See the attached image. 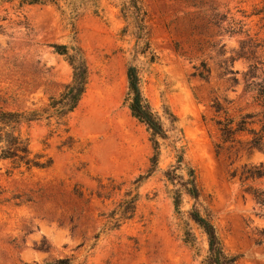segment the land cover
Masks as SVG:
<instances>
[{
  "label": "rangeland",
  "instance_id": "rangeland-1",
  "mask_svg": "<svg viewBox=\"0 0 264 264\" xmlns=\"http://www.w3.org/2000/svg\"><path fill=\"white\" fill-rule=\"evenodd\" d=\"M138 1L148 49L122 0H0L1 109H45L71 83L68 57L79 50L88 69L66 127L45 116L21 127L32 154L47 155L52 167L13 170L0 160V264H204L207 241L189 220L192 210L210 219L235 264H264V212L245 193L264 189V179L245 181L249 169L264 171V148L250 150L245 133L223 143L218 129L224 119L255 130L264 122V109L244 90L248 64L235 59L240 41L250 39L264 61V0ZM232 27L242 34L230 37ZM130 66L164 133L154 169L151 134L129 110ZM187 169L199 198L182 193L178 215L171 196ZM171 171L174 185L165 177ZM130 190L138 195L135 214L115 226L109 216Z\"/></svg>",
  "mask_w": 264,
  "mask_h": 264
},
{
  "label": "trees",
  "instance_id": "trees-1",
  "mask_svg": "<svg viewBox=\"0 0 264 264\" xmlns=\"http://www.w3.org/2000/svg\"><path fill=\"white\" fill-rule=\"evenodd\" d=\"M20 6L28 5H44L52 3L58 5L59 0H17ZM89 2V0H87ZM96 3L98 0H94ZM97 7V6H96ZM121 12L124 17L128 12L133 17L138 41L143 42L144 47L148 49L147 33H144V19L145 12L143 11L138 0H122ZM96 13V11H94ZM226 33L230 37L242 34V27L237 30L236 27L230 28ZM253 42L240 41L239 49L235 52V59L241 60L248 64V69L242 74L244 82V90L252 95L253 102L264 109V61L258 63L256 61V54L261 50L260 45H252ZM55 53L66 57L67 52L61 46L55 45ZM145 48L140 49L141 54L144 53ZM234 61V59L232 60ZM68 62L73 70V77L71 83L63 88V91L57 98L51 97L48 105L40 112H11L0 108V160L8 161L13 170L24 169L25 171L48 170L52 167V159L47 155L35 154L33 155L29 149L28 138H25L21 133L23 125H30L33 122L40 121L44 116L45 120L56 119L58 125L66 127L67 116L74 111L83 94L85 93L88 69L84 61L81 51L75 53V58L68 57ZM226 73L232 74V71ZM128 80V96L131 97L129 103V110L131 115L140 123L144 124L151 134L150 142L152 145L153 155L150 159L151 169L155 168L158 162L160 145L158 139H164V133L157 118L150 112L146 104H144L140 89L139 78L135 67L127 69ZM216 113L221 112V107L217 104L214 106ZM252 123L241 121L234 125L231 119H224L218 121V129L220 138L223 143L230 142L236 134H247L250 139L248 146L250 150H262L264 148V122L260 125L258 130L250 129ZM67 132V129L65 130ZM182 162V157H178L177 163ZM149 169L147 173L150 175L152 170ZM167 181L174 185L176 182V175L173 171L166 174ZM144 177L140 176L135 183H140ZM256 179H264V171L260 168L253 167L247 171L245 181H253ZM181 190L172 191V204L176 214H181L182 193H185L190 198L197 200L199 198V191L196 187L194 172L187 169V179L181 184ZM103 188V186H100ZM255 204L264 212V189L248 187L245 190ZM101 196V195H100ZM138 195H133L132 191H127L124 194V200L120 203L115 211L109 216L116 224L121 221L131 220L135 214L136 203ZM189 220L193 222L197 228L202 232L207 241V253L203 260L204 264H235L236 258L230 257L224 253L222 246L218 240L215 228L207 216L201 215L198 211L192 210L188 214ZM118 226V225H117ZM184 242L190 246L193 245L195 237L190 229H185ZM51 264H68L66 261H57Z\"/></svg>",
  "mask_w": 264,
  "mask_h": 264
}]
</instances>
